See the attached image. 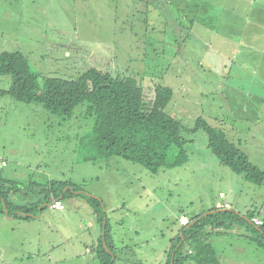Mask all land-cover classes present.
Wrapping results in <instances>:
<instances>
[{
    "label": "rangeland",
    "instance_id": "rangeland-1",
    "mask_svg": "<svg viewBox=\"0 0 264 264\" xmlns=\"http://www.w3.org/2000/svg\"><path fill=\"white\" fill-rule=\"evenodd\" d=\"M77 1L0 0V54L21 51L42 83L51 76L84 78L96 88L99 82L88 74L94 69L113 75L117 70L131 71L148 92L158 84L172 87L168 110L185 128L190 160L157 173L119 156L86 161L83 157L90 151L83 139L91 129L82 117L85 105L75 109L72 119L63 120L40 103L0 94L4 175L26 183L31 178L71 180L102 200L116 253L125 258L118 264H164V250L181 227V213L191 218L218 202H229L231 209L255 212L264 219V184L252 183L223 165L209 148L203 129L186 130L203 109L195 100L191 106L184 100L189 87L184 74L190 72L181 0H172L179 5H166L164 0L149 5L139 0ZM193 53L207 52L196 48ZM207 58L220 62L216 53ZM11 83L10 75L0 74V90ZM253 130L251 137L256 138L241 145L264 170V129L258 124ZM63 204V210L46 207L29 220L0 212V264H99L95 246L101 227L93 208L81 196ZM243 232L255 235L236 224L230 233L213 236L222 264H264V248ZM124 246L126 254L120 252Z\"/></svg>",
    "mask_w": 264,
    "mask_h": 264
},
{
    "label": "trees",
    "instance_id": "trees-1",
    "mask_svg": "<svg viewBox=\"0 0 264 264\" xmlns=\"http://www.w3.org/2000/svg\"><path fill=\"white\" fill-rule=\"evenodd\" d=\"M185 58L189 59V56ZM116 73H99L90 69L88 74L99 82L96 88L89 87L88 80L84 78L51 76L42 83L29 59L21 51L5 50L0 54V74L10 75L12 83L8 89H1L0 94L10 95L19 102L40 103L63 120L72 119L75 109L80 104L85 105L82 117L89 121L91 129L83 139L84 146L90 151L83 157L86 161L97 162L119 156L141 164L153 173L188 163L190 155L185 145L189 140L184 136L185 128L168 110L174 89L158 84L148 92L131 71L117 70ZM195 103L198 105L197 100ZM201 129L208 135L209 148L223 165L242 174L252 183L264 184V170L254 164L223 129L214 126L202 115L197 117L193 127L186 128L192 133ZM3 167L0 162L2 214L29 220L36 218L53 200L63 202L81 196L93 208L96 221L101 227L96 246L99 248V264H118L117 261H124L116 253L118 248L111 237L110 223L102 200L87 194L71 180L41 182L31 178L27 183L20 182L6 177ZM207 212L209 214L204 216ZM207 212L191 218L184 215L188 218L187 224L181 223L180 218L184 214L181 213V227L164 250V264H222L212 238L230 233L236 224L253 230L255 235H250L251 238L255 244L264 248V222L261 225L254 223L253 219L257 218L255 212L244 214L224 204L213 206ZM128 246L122 247L120 252H124Z\"/></svg>",
    "mask_w": 264,
    "mask_h": 264
},
{
    "label": "crops",
    "instance_id": "crops-1",
    "mask_svg": "<svg viewBox=\"0 0 264 264\" xmlns=\"http://www.w3.org/2000/svg\"><path fill=\"white\" fill-rule=\"evenodd\" d=\"M139 1L147 5L158 2ZM173 3L179 5L164 0L166 5ZM181 7L186 37L183 45L189 53L186 68L190 72L184 74V83H189L188 90L184 87V100L191 106L198 98L201 115L223 129L249 156L241 143L256 138L251 137L255 125L261 124L264 129V0H181ZM196 48L207 53L196 56ZM210 52L218 54L220 62L208 60ZM255 217L264 222L259 215ZM243 236L251 239L246 233ZM121 258L125 260L123 255Z\"/></svg>",
    "mask_w": 264,
    "mask_h": 264
},
{
    "label": "built area",
    "instance_id": "built-area-1",
    "mask_svg": "<svg viewBox=\"0 0 264 264\" xmlns=\"http://www.w3.org/2000/svg\"><path fill=\"white\" fill-rule=\"evenodd\" d=\"M224 206L225 207H229L230 205H229V203H225ZM51 207L54 208V209L63 210L65 206H64V204H63V202L61 200L56 199V200H53V202L51 203ZM180 220H181L182 224H187L188 223V218L186 216H181ZM253 221L257 225L263 224V221L261 219H259V218H254Z\"/></svg>",
    "mask_w": 264,
    "mask_h": 264
},
{
    "label": "water",
    "instance_id": "water-1",
    "mask_svg": "<svg viewBox=\"0 0 264 264\" xmlns=\"http://www.w3.org/2000/svg\"><path fill=\"white\" fill-rule=\"evenodd\" d=\"M89 195H91V194H89ZM91 196H92V195H91ZM208 214H209V212L205 213L204 216H205V215H208ZM104 226H105V225H104ZM104 228H105V227H104ZM103 234H105V230L103 231Z\"/></svg>",
    "mask_w": 264,
    "mask_h": 264
}]
</instances>
